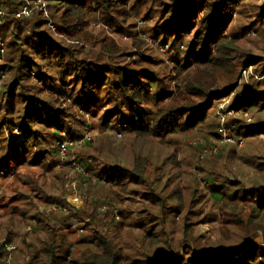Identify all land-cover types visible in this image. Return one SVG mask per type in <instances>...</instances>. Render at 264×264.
<instances>
[{
    "label": "trees",
    "instance_id": "obj_1",
    "mask_svg": "<svg viewBox=\"0 0 264 264\" xmlns=\"http://www.w3.org/2000/svg\"><path fill=\"white\" fill-rule=\"evenodd\" d=\"M144 1L0 0V171L31 172L4 204L0 187V264H264V242H251L264 239V155L237 153L222 135L264 139V79L238 86L249 66L264 75V55L244 42L264 41V0H169L141 11ZM26 5L31 14L18 17ZM140 12L147 26L137 32ZM141 35L168 57L153 56ZM88 115L103 135L76 149ZM64 138L72 144L61 163ZM232 159L252 173L249 184L222 174ZM71 173L91 200L83 210L64 199ZM199 193L228 215L226 227L244 229L234 249L200 250ZM179 217L176 239L166 226ZM85 221L94 230L75 250L66 230Z\"/></svg>",
    "mask_w": 264,
    "mask_h": 264
},
{
    "label": "rangeland",
    "instance_id": "obj_2",
    "mask_svg": "<svg viewBox=\"0 0 264 264\" xmlns=\"http://www.w3.org/2000/svg\"><path fill=\"white\" fill-rule=\"evenodd\" d=\"M168 1L169 0H145L144 1L145 3L141 4L143 6L141 8V11H143L145 8L146 9L156 8L162 2H168ZM143 16H144V12L142 13L140 12V15L136 19L135 30L137 32H142L143 29L147 26L146 22H144L143 20ZM107 35L113 40H115L116 43L121 47L130 46L132 44L129 36L127 35H125L123 38H119L110 31H108ZM141 37L143 40H145L148 43V46L151 49L150 53H152L153 56L158 57L160 59H166L168 57V48H165L164 51L162 52L160 51V46L157 45L158 42H154L153 39L145 35H141ZM244 42H246L247 44L246 45L247 49L252 50L254 54L258 56L264 55V41L262 39L258 40L255 35H252L250 37H247ZM1 55L3 56L5 55V53H2ZM0 64H2L1 61H0ZM253 78L256 80H263L264 75L261 77L259 74H256L254 67L249 66L248 68H246L245 70L241 72L238 86L242 88L244 85L249 84ZM3 80H4V77L0 73V86ZM232 98H233V95H231L228 98H222L219 103L218 110L219 111L227 110L228 106L231 103ZM228 116H230L231 118H235L233 112H230ZM86 117H87V120L90 122L91 127L85 132L84 140L75 144L76 149H80V147H82V145L84 144L85 140H94L100 137L101 135H103L101 134V128H100V123L98 121V116L88 115ZM225 120H226L225 116L221 115V123L223 124V128L225 125L224 124ZM222 135H224L223 144L232 143L233 149L237 153L242 154V151L248 148L250 149L251 152H253L254 150H258L259 154L264 155V139L262 138L254 139L255 143L251 145L250 143L252 141H247L242 138L240 140L229 139L228 137L229 131L227 129L222 130ZM117 138L120 139V136H117ZM199 138H201L200 135H196V136L194 135V136H191L187 142H183L185 149L182 150V154H183L182 156H186L187 154L189 156V152L186 153V148H188V146L190 145H193ZM62 141H66V139L64 138ZM68 143H69L68 146L72 144V142L70 141ZM183 144H181V146ZM216 151L217 149L214 150V152ZM74 152L75 150H73V153ZM225 153L232 156V153L229 150L228 146L225 149ZM66 156H67V150H66ZM219 165L220 167L222 166L221 168H224V171L223 172L221 171V172L222 174L224 173V176L226 177L228 176L231 179L238 178L244 184H249L250 181L252 180V173L241 162L239 163L235 161L234 159H232L230 163L223 164L220 162ZM78 169L80 170V168ZM26 173L27 174L31 173L29 172V168L27 165L25 166L22 165L21 167L15 166L8 172L0 171V187L8 195V198L2 200L1 204L6 203L7 200L9 201L12 200L11 198H12L13 193L15 192L16 187L17 188L24 187L22 183L20 182L19 177L22 174H26ZM66 177L67 178L65 179L67 181V184L65 187L66 191L64 192V195H65L64 199L72 207L83 210L87 203H91L90 198H88V196L85 193V190H86L85 185H83L82 183H80V181L77 180L74 173H71L67 175ZM201 188L204 191H206V193L209 191L207 184H205L204 182L201 183ZM200 196H201L200 193L196 195L197 203L195 204V206H193V210H195V212H197L198 210H203L202 215L198 217L199 222L196 223V225L193 227V230L196 236H201V240L199 243L200 250H210V248L214 246V244L216 243L217 244L220 243L221 245H223L224 250L234 249L236 247L237 240H238L237 233L240 234L239 236H242L241 233L244 232V229H239L238 227L237 228L226 227V225L224 224V218L225 216H228V215H225L221 207L214 204V201H212L208 196H205L202 199H200ZM11 203L12 202H9V204ZM56 208L57 206L55 205L51 210L56 211ZM100 211L105 212L106 208H101ZM1 212L2 210H0V214ZM248 213H249V210L245 209L243 215L246 216ZM88 222L89 221H85L84 223H80V225L77 227H71L70 229L66 230V234L68 236L69 241L73 244L72 246L75 245V248H74L75 250L78 249L77 246L79 243H81L80 238L84 237L85 235H87V233L94 230V227L88 226ZM182 226H183V220L181 217H179L178 219L175 220V225H173V227L170 228L169 225H167L166 227L168 229L167 231H170L172 230V228H174L175 238L179 239L181 238L182 233H183ZM29 230L30 228H28V231ZM251 242L262 245L264 242L263 236L259 234L256 238L252 239ZM12 249L13 248H11L10 250ZM183 250H184V247L181 249V252H183ZM10 262H11V259L8 260V264H11Z\"/></svg>",
    "mask_w": 264,
    "mask_h": 264
},
{
    "label": "built area",
    "instance_id": "obj_3",
    "mask_svg": "<svg viewBox=\"0 0 264 264\" xmlns=\"http://www.w3.org/2000/svg\"><path fill=\"white\" fill-rule=\"evenodd\" d=\"M29 6L30 5H26L22 12L18 15V17L20 16H26L28 17L31 14V11L29 10ZM40 10H44L45 11V6H41L39 7ZM46 13V12H45ZM160 51H164V48H160ZM0 53H3V50H0ZM69 145V143L67 141H62L58 143V147L60 149V155H61V163H64L66 161V150H67V146ZM71 145V144H70Z\"/></svg>",
    "mask_w": 264,
    "mask_h": 264
}]
</instances>
